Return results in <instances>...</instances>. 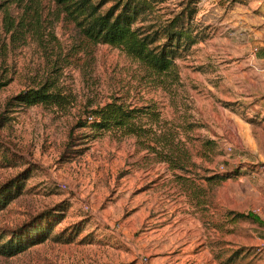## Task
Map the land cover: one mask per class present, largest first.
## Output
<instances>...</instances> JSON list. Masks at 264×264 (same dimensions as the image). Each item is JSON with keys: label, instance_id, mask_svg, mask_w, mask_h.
I'll list each match as a JSON object with an SVG mask.
<instances>
[{"label": "rangeland", "instance_id": "rangeland-1", "mask_svg": "<svg viewBox=\"0 0 264 264\" xmlns=\"http://www.w3.org/2000/svg\"><path fill=\"white\" fill-rule=\"evenodd\" d=\"M196 5L208 37L164 84L119 48L80 44L53 0L0 8V188L22 187L0 239L63 209L45 241L0 264H264V225L239 216L264 220V0ZM47 79L62 106L13 99ZM114 100L139 109L140 135L90 126Z\"/></svg>", "mask_w": 264, "mask_h": 264}, {"label": "trees", "instance_id": "trees-1", "mask_svg": "<svg viewBox=\"0 0 264 264\" xmlns=\"http://www.w3.org/2000/svg\"><path fill=\"white\" fill-rule=\"evenodd\" d=\"M53 1L58 14L63 16L67 25L76 30L80 44H107L119 48L139 61L149 73L161 76L162 84L166 82L162 78L164 75L173 74L174 79L179 78L177 59L208 37L203 29L194 24L198 12L197 0L181 2L182 9L178 12L162 7L168 0ZM21 2L22 0H2L0 8L5 9L8 4ZM164 8L168 11L156 20V13ZM55 84V81L47 79L37 87L20 92L13 99L27 107L38 104L62 106L66 100L55 90ZM138 110L114 100L91 110L87 118H92L90 126L96 132L118 129L125 134L140 135L142 129L138 130L134 123L141 113ZM87 120L79 121L78 126H87ZM222 176L228 178L235 175ZM15 181L0 188V209L20 194L22 187ZM61 210L63 209L57 206L37 214L21 227L2 235L7 239H0V255L12 257L45 241L51 232L50 216L61 214ZM239 216L264 225V220L254 211L239 213ZM54 218L59 221L60 215Z\"/></svg>", "mask_w": 264, "mask_h": 264}, {"label": "crops", "instance_id": "crops-1", "mask_svg": "<svg viewBox=\"0 0 264 264\" xmlns=\"http://www.w3.org/2000/svg\"><path fill=\"white\" fill-rule=\"evenodd\" d=\"M258 60H260V59H257V60L255 59V61H258ZM253 76H255V74ZM255 99L258 100L257 103L264 104V82H262L261 80L258 81V80L253 79V100H255ZM257 121H259V119H257ZM262 124H264V120L262 121Z\"/></svg>", "mask_w": 264, "mask_h": 264}, {"label": "built area", "instance_id": "built-area-1", "mask_svg": "<svg viewBox=\"0 0 264 264\" xmlns=\"http://www.w3.org/2000/svg\"><path fill=\"white\" fill-rule=\"evenodd\" d=\"M261 71H262V73H263V76H264V69H262ZM89 118H91V117H89Z\"/></svg>", "mask_w": 264, "mask_h": 264}]
</instances>
